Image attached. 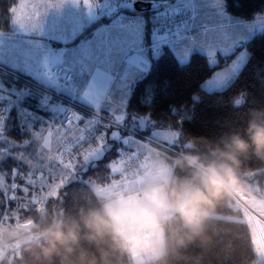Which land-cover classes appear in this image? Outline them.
Wrapping results in <instances>:
<instances>
[{"label": "trees", "instance_id": "16d2710c", "mask_svg": "<svg viewBox=\"0 0 264 264\" xmlns=\"http://www.w3.org/2000/svg\"><path fill=\"white\" fill-rule=\"evenodd\" d=\"M93 1L96 2V20L88 24L71 44L91 35L98 25L111 24L110 17H97L96 9L102 0ZM124 1L119 0L120 3ZM175 1H163L157 8L138 13L147 19L156 9L175 6ZM222 2L226 14L233 20L264 17V0ZM16 3L17 0H0V30L10 28ZM127 11L132 10L119 8L116 13ZM143 31L152 33L147 26ZM159 50L156 56L150 54L148 69L130 86L124 121L129 125L134 117L145 116L146 127L143 130L135 128L137 133L148 135L152 129L176 133L171 142L165 143L167 146L157 144L160 157L168 167L173 166L177 158L187 156H197L201 163H208L214 158L215 150L231 136L238 134L247 138L250 121H264V29L256 31L230 53L217 54L214 64H210L208 57L199 51L191 52L189 59L180 63L167 44L160 45ZM242 50L246 51V59L237 74L224 87L205 90L203 84L217 70L228 66ZM0 79L12 91L21 93L16 96L11 92L15 101L8 107L7 100L0 101V110L4 114L0 123V225L32 222L22 234H36L35 225H45L61 217H76L82 209L98 206L104 198L112 197L99 195L92 185H105L122 176L116 165V146L121 144L118 142L112 143L100 157L77 172L76 178L60 184L54 195L39 199L38 183L32 182L39 170L38 167L32 169L28 159L31 160L36 151L37 132L47 127L51 120L48 104L55 101L66 106V110L67 102L51 97L47 104H42L43 93L33 85L36 82L12 70L10 73L0 71ZM144 162L136 176L127 178H136L143 170ZM114 163L117 171L111 166ZM174 173L181 177L191 176L194 169L185 165L174 168ZM240 178L247 192L264 199V159L251 152L247 158H242ZM207 234L211 237L208 244L197 242L189 246L178 257L171 258L169 264H264L263 259L259 261L254 233L235 199L225 200L217 206ZM15 238L8 241L13 242ZM36 240L26 239L13 248L6 246L0 237L4 251L0 264H61L58 257L51 261L45 259L42 245ZM261 242L263 247L264 242ZM82 244L99 258L93 245L86 241ZM109 261L110 264H133L131 258L117 253H110Z\"/></svg>", "mask_w": 264, "mask_h": 264}, {"label": "crops", "instance_id": "0c3cea01", "mask_svg": "<svg viewBox=\"0 0 264 264\" xmlns=\"http://www.w3.org/2000/svg\"><path fill=\"white\" fill-rule=\"evenodd\" d=\"M41 1L42 3L58 4L61 0ZM18 2L19 1L17 0L16 5L12 9L10 28L7 30H0V33L19 35V42L23 41L21 39L28 36L26 38H29V42L38 47V51L36 53L30 52V62L23 63L18 66L12 65V67H9L5 63H2L3 59L0 58V71L10 73L12 70V72H17L19 74H23L24 76L26 75L31 78L33 82H36V84L48 88L57 95L81 106L90 108L84 103L68 98L64 94L53 89L52 84L54 82H60L51 78V70L56 64L65 65L66 68L73 74L71 81L73 84H76V87L74 88L76 94L78 91L77 87L83 83L82 81L84 80V77L89 74L86 73V75H84L86 68L95 70L99 72L103 78V84L99 90V97L96 98V103H94V108L92 109H98L101 113L110 116L118 127H121L122 125L125 126L124 130L131 134L130 136L122 138L121 135H119V132L112 127L108 130L104 141L97 144L94 148L90 149L83 156H81L77 160V163L73 165V169L71 170L62 168L58 165V152L60 148L67 146L79 138L82 132L88 128V122L85 116L81 119L75 118L74 124L66 130H63L60 125L61 136L55 138L53 146L51 144V150L49 149V146L45 147V143L47 142L46 140L42 143L37 137L38 144L36 151L33 157H31V160L28 159V164L32 169L36 167L37 164L42 165L41 167H38L39 171L36 175L32 177L38 183V186H41L40 190L42 193L39 192L40 199H45L47 196L53 195V193L50 192V189H52L51 186L56 185V187H58L60 184H63V182L74 178V176L77 175V172L85 169L89 163L100 157V154H103L110 147V145L115 142L121 143L122 145L133 149H146L147 153L142 167L143 170L134 179L126 178V181H131L133 183L131 186L125 187V184H120L121 186H124V188L122 187L121 193H126L127 191L135 189L137 186L142 184L145 179L149 180L153 178V174L150 175L151 177H145V175L150 172V164L152 159L155 158V154H158V157L161 158L160 147L155 144H147V139H152L162 143V145H165V143L171 142L176 137V133L172 132L170 136L158 138L153 133L159 129H152L151 131L153 132L150 131L151 133L148 135H142L137 133L135 128L130 127L131 125H127L124 121L127 114L125 106L130 86L148 69L150 54L153 56L158 55L160 45L167 44L172 49L180 63L186 62L189 59L191 52L199 51L208 57L210 64H214L216 62L217 54H228L233 51L239 43L248 39L247 37L240 35L239 32L245 31V29L241 27L247 25L248 23H254L260 19H264V17H261L249 21L233 20L228 14H226L224 8L223 10H217V15L210 17L204 16L202 13L203 11L195 12L192 5H189L188 8L180 6L187 9L191 16L192 32L186 36H182L171 41H163L162 35L153 33L146 34L139 26V35H137L134 31L136 26L133 25L117 26L112 24H100L93 30L91 35L78 41L77 43L71 44L70 42L74 40L88 24L96 20L95 1L88 0L87 2L90 9L86 12L85 17H82L80 20V29L83 28L81 31L79 29L78 31L69 33L64 26L57 25L54 26L57 34H53L54 32H51V29H49L50 33L36 31L43 30L46 24H40V26L35 25L34 29L32 27L29 29H23L22 25L29 23L27 19L22 25L14 21V14L17 11ZM62 19L63 17L60 15L58 20L59 24ZM223 28H226L227 30H222ZM101 38H103L104 41L102 46L100 44ZM87 40H91L90 44L93 43L92 49H94V53L91 58L87 57V55L81 54L80 52V45ZM110 42H112V46L108 45ZM3 47L4 43L0 37V48ZM41 49H43L42 53H44L43 59L40 53ZM178 53L181 55L182 59L179 57L180 55H178ZM58 59L63 61H57ZM100 59H103L104 63H100ZM67 60H70L71 62H67ZM54 61L56 62L53 63ZM77 61H81V63H78ZM230 64L220 70H217L207 81H210L216 73L227 69ZM223 76H225V74ZM230 78L231 77H227L226 80L229 81ZM6 91H10V93L12 92L3 80L0 79V101L6 100L5 97L9 96ZM110 91H112V95L109 96ZM76 98L79 99L78 96ZM65 107L66 106L62 107V111L60 113L61 115L63 114ZM139 120H143L145 128L146 117L136 116L132 121ZM136 126L138 130L144 129L138 122H136ZM47 133L48 132H46V134ZM47 135L50 136L51 134L48 133ZM151 147L158 149V151L153 150ZM46 154L48 155L46 156ZM55 164H57L60 169L56 168ZM114 170L117 171L116 168H114ZM117 180L118 179L115 181ZM50 184L51 186L49 187ZM45 191H48V193ZM31 226L32 222H29L27 228H30ZM255 240L256 237H254V242Z\"/></svg>", "mask_w": 264, "mask_h": 264}, {"label": "clouds", "instance_id": "9594fccd", "mask_svg": "<svg viewBox=\"0 0 264 264\" xmlns=\"http://www.w3.org/2000/svg\"><path fill=\"white\" fill-rule=\"evenodd\" d=\"M250 152L264 159V121H250L247 138L231 136L208 163L197 156L177 158L135 189L104 198L76 217L35 225V242L45 259L58 257L61 264H110V253L133 264H169L189 246L208 244L217 206L247 191L240 169ZM185 165L194 173L177 176L174 168ZM82 241L93 245L99 258Z\"/></svg>", "mask_w": 264, "mask_h": 264}, {"label": "rangeland", "instance_id": "374dc122", "mask_svg": "<svg viewBox=\"0 0 264 264\" xmlns=\"http://www.w3.org/2000/svg\"><path fill=\"white\" fill-rule=\"evenodd\" d=\"M17 5V11L14 14L15 22H18L20 25L23 24V22L27 21L29 23H25L22 25L23 29H29L32 27L34 29L35 25L40 24H46L45 28L43 30H36L40 31L42 33L47 32L50 33L49 29H51V32H54L53 34H57L55 31L54 26L62 25L64 28L68 30L69 33H72L74 31H78L80 29V20L82 17H85L86 12L90 9L87 5L88 0H61L58 4L53 3H42L41 0H18ZM175 5L177 6H184L185 8H188L189 5L193 6V9H195V12H201L203 11L204 16H214L217 15V10H223V2L222 0H176ZM62 15L63 19L62 21L58 22L59 16ZM37 23V24H36ZM250 26V27H249ZM60 27V26H58ZM239 27V26H238ZM249 27V28H248ZM245 31L239 32L240 35L243 37L249 38L252 36L256 31L263 30L264 29V19H260L259 21L248 23L247 25H244L243 27ZM83 28L80 29V31ZM222 30H227L226 28H223ZM28 31V30H27ZM0 37L2 42L4 43V47L0 48V58L3 59L2 63H5L9 67H12V65H22L23 63L30 62V55L32 53H36L38 51V47L34 46L29 42V38L24 37L23 41L19 42L20 36L19 35H10L7 33H0ZM177 39V38H176ZM91 40L84 41L80 45L81 54L87 55V57H93L94 49L93 43L90 44ZM39 44V43H37ZM101 46L104 44L103 38L100 39ZM92 45V46H91ZM109 46H112V42L108 44ZM43 49L40 50L42 59L44 58V53H42ZM103 53V52H102ZM96 54V53H95ZM178 55H180L178 53ZM181 58V55L179 56ZM182 59V58H181ZM246 59V51L242 50L240 51L235 59L231 62L230 66L225 69L224 71H220L219 73H216L214 77L203 84V88L207 91H212L215 89H220L224 87L229 81L226 80L227 77H231L232 79L238 72V70L242 67L244 61ZM57 61L62 62L63 60L58 59ZM54 61L53 63H55ZM67 62H71L70 60H67ZM78 62V61H77ZM78 63H81L78 62ZM100 63H104L103 59H100ZM212 63V62H211ZM78 65V64H77ZM86 73H89L86 75ZM225 74V76H223ZM84 80L83 83L78 86L77 94L74 91V88L76 87V84H73L71 82H66V84L63 83H57L54 82L52 84V88L56 91L64 94L66 97L74 99L76 101H80L87 105L90 108H94V103H96V98L99 97V90L103 84V78L101 77L100 73L86 68V71H84ZM223 76V77H222ZM48 85V84H45ZM50 85V84H49ZM114 88V87H113ZM112 88V91H113ZM112 91H110V95H112ZM8 92L6 96V106H10L15 100L13 99L10 91ZM16 96H20L19 92L12 91ZM56 94V93H55ZM79 97L77 99L76 97ZM108 96V97H109ZM47 109H49L50 112V121L48 123V126L39 130L37 132V137L40 139L42 143L46 140L45 147L49 146V149L51 150V144L53 146V143L55 142V138H58L61 136V120H60V113L62 111V107L58 105L55 101L48 104ZM0 110V123L4 120V114L1 113ZM136 122L141 124V126H145V123L143 120L139 121H130L129 125L130 127L136 128ZM123 129H120L118 126L114 127L119 132V135H121L122 138L126 136H130L131 134L127 131H124L125 126H121ZM51 128V129H50ZM170 131V132H169ZM48 132L51 134L50 136L46 134ZM153 132V131H151ZM150 132V133H151ZM173 131L167 130V129H159L155 131L153 134H155L156 137L162 138L166 136H170V134ZM46 134V135H45ZM152 148V147H151ZM155 151H158V149L152 148ZM48 152V151H46ZM48 154H46L47 156ZM102 155V154H100ZM33 166V165H32ZM42 165L37 164L36 167H41ZM112 168H115V163L111 164ZM56 168H59L57 164H55ZM168 164L164 163L161 158L158 157V154H155V158L152 159V162L150 164V172L145 175L150 176L153 174V177L162 171H165L168 169ZM122 172V171H121ZM124 176H120L117 181H112L109 184L105 185H92L93 188L97 191L99 195L103 196H114L117 194H123L122 187H128L131 186L133 183L131 181H126L125 174L122 173ZM151 177V176H150ZM76 178V176H75ZM148 179V178H147ZM129 180V179H127ZM1 181V180H0ZM147 181L146 179L144 182ZM32 182L35 183V180L32 179ZM2 184V181L1 183ZM120 184H125L124 186H121ZM51 184L49 185V187ZM38 188H41V186ZM52 189H50V192L53 193V195L56 193L57 187L56 185L51 186ZM40 193L41 190H39ZM48 193V191H45ZM42 196V195H41ZM264 198V197H263ZM40 199V198H39ZM247 199H243L245 202ZM238 206L243 209L244 212V220L249 224L252 232L254 233V237H256V249L258 250L260 254L259 261H264V245L261 247L260 242H264V199H260L263 204L257 203L255 200H247L245 203L238 201ZM40 205V204H39ZM29 223V222H28ZM28 223L20 224V223H9L5 222L0 225V237L1 240L5 243L6 246L15 248L18 246L21 242L25 241L26 239H37L36 234L31 233H25L22 234L24 230L28 229ZM22 234V235H21ZM16 237V238H15ZM11 238H15L12 241H8ZM1 241V242H2ZM2 242V243H3ZM254 242V243H255ZM262 243V242H261ZM1 246V243H0Z\"/></svg>", "mask_w": 264, "mask_h": 264}, {"label": "built area", "instance_id": "2783aa9c", "mask_svg": "<svg viewBox=\"0 0 264 264\" xmlns=\"http://www.w3.org/2000/svg\"><path fill=\"white\" fill-rule=\"evenodd\" d=\"M119 0H102L99 2L96 13L98 18L110 17V23L121 25H133L150 29L153 34L162 35L163 41H171L176 38L186 36L192 32L191 16L187 9L180 6L156 9L146 19L141 13L127 11L117 12L120 8ZM51 78L66 84L73 78V74L63 64H56L51 70ZM42 91V104H47L51 97L59 98L67 102V108L61 118V128L66 130L74 124L75 118H83L85 116L88 122V128L82 132L79 138L74 140L67 146L60 148L58 154V163L68 169H71L77 162L78 158L83 156L97 144L104 141L107 131L111 127H116L115 121L108 115L101 113L98 109L87 108L73 101L60 97L49 89L33 84ZM7 111V108H5ZM147 144H158L152 139H147ZM117 158L116 165L125 174L126 177H134L139 172L143 161L147 154L146 149H133L124 145L116 146ZM255 200L257 203L263 204L259 198L245 191L238 193L235 200L243 201ZM39 208V207H37ZM4 256L3 248L0 246V259Z\"/></svg>", "mask_w": 264, "mask_h": 264}, {"label": "water", "instance_id": "95a60500", "mask_svg": "<svg viewBox=\"0 0 264 264\" xmlns=\"http://www.w3.org/2000/svg\"><path fill=\"white\" fill-rule=\"evenodd\" d=\"M167 0H126L121 3L120 8L140 12L152 8H157L160 2Z\"/></svg>", "mask_w": 264, "mask_h": 264}, {"label": "snow or ice", "instance_id": "6c2138e0", "mask_svg": "<svg viewBox=\"0 0 264 264\" xmlns=\"http://www.w3.org/2000/svg\"><path fill=\"white\" fill-rule=\"evenodd\" d=\"M134 31H135V33H136L137 35H139V27H138V26H136V27L134 28Z\"/></svg>", "mask_w": 264, "mask_h": 264}]
</instances>
